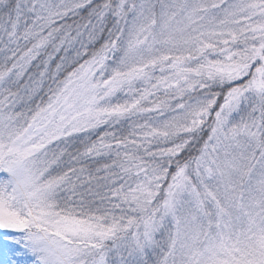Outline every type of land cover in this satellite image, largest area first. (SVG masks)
<instances>
[{
	"label": "snow or ice",
	"instance_id": "obj_1",
	"mask_svg": "<svg viewBox=\"0 0 264 264\" xmlns=\"http://www.w3.org/2000/svg\"><path fill=\"white\" fill-rule=\"evenodd\" d=\"M0 264H264V0H0Z\"/></svg>",
	"mask_w": 264,
	"mask_h": 264
}]
</instances>
